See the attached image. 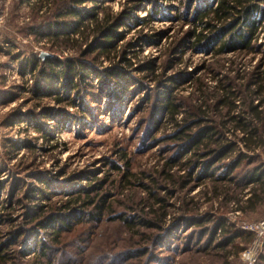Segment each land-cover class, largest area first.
<instances>
[{"label": "rangeland", "instance_id": "obj_1", "mask_svg": "<svg viewBox=\"0 0 264 264\" xmlns=\"http://www.w3.org/2000/svg\"><path fill=\"white\" fill-rule=\"evenodd\" d=\"M183 1L103 0L95 10L101 18L109 14L118 15L124 8L134 3L136 5L131 11L133 17L125 20V27L119 28V31L124 33V38L118 42L117 51L103 53L100 56L97 67L91 72V85L85 88L75 106L58 103L53 95L43 97L36 95L32 90L34 76L30 69L23 65V60L32 55L67 60L76 56L77 44L84 42L83 35L71 34L74 40L69 44L46 36H37L28 32L27 28L35 23L36 19L43 21L52 19L56 6L51 11L52 4L47 0L21 2L0 0V13L4 14V21L0 27V210L3 204L9 201L14 178H24L27 185L30 184L29 187L38 184L35 178L27 175V173L31 174L28 171L33 170L54 182L55 179L52 178L58 175L56 188L62 190V186L67 187L63 197L80 189L82 185L80 182L94 183L95 180L90 178L104 179L103 181L107 182L104 187L112 194L110 199L112 206L105 211V216L99 221L84 219L75 223L77 219L72 216L70 219L73 222L72 229L63 230L57 238L55 233H52L53 226L37 229V232L23 241L20 246L26 264L33 262L36 255L34 249L40 250L41 246H35L38 240H45L51 244L53 264H257L264 244V205L247 214L236 210L237 205L234 201L225 206L223 198H212V183L209 181L202 186L191 185L193 187L187 195L194 198L195 202L201 203L200 206L190 205L193 209L191 212L202 216L206 214L214 217L224 216L223 218L228 223L232 222L235 228L253 232L254 238L251 242L247 238H235L232 245H227L224 249L218 251L212 247L207 249L210 236L206 235L202 239L201 229L213 223L209 222L208 226L204 227L190 226L189 215L178 209L184 196V191L179 189L168 188V194L165 188L159 189V194L165 198L169 193L171 194L168 197V204L171 207H168L169 214L165 219L163 230L141 227L139 234H132L126 230L119 218L140 215L141 211L137 203L141 195L145 194V191H141L143 189L140 184L142 180L148 182L149 174L162 163L164 155L160 148L164 147L165 143H160V139L166 129L169 133L174 128L173 123H167L166 118L162 120L167 123L166 128L158 131L151 130L152 125L144 122V115L149 108L147 105L142 109L144 104L142 97L144 92L152 91L157 82L153 75H147L148 73L141 70L142 63L153 60L159 71L163 69L168 57V49L174 47L173 53L176 57L182 52L183 58L187 61V64L181 63L177 68L184 69L187 66L188 71H191L195 77L199 76L201 83L207 84V89L213 93L216 92L219 82L221 83V80L227 76L235 77L239 84H245L248 78L242 76L250 73L248 71L254 70L256 66H259V71L264 75V14H258L259 26L253 41L261 45L260 50L228 52L216 56L206 49L194 52L181 43L171 44L175 39L180 38L183 30L190 27L175 17L176 10L181 7ZM101 4L103 7H100ZM81 5L89 8L94 3L86 1ZM106 6L107 8H104ZM86 21L93 23L88 19ZM160 32H163L161 38L158 36ZM87 33L88 31L85 34ZM128 41L132 45H127L125 54L132 65L129 66L124 62L121 64L133 93L117 87L115 92L123 93L118 101L111 103V96L108 94L114 81L108 78L109 83L101 90V79L98 78V74L104 72L106 68L117 66L116 62L120 63L121 49ZM15 53H21V58L13 57ZM173 73H175L173 70L167 72L168 76ZM194 83L200 85L190 80L183 81L175 87L174 92L178 101H186L189 98H193L195 103L201 101L202 94L199 90L195 91ZM62 92L65 93L66 90L62 88ZM212 100L213 97L210 98V101ZM258 100L256 98L255 103H258ZM236 102L240 104L239 101ZM80 103H87L93 112L82 114ZM46 107L52 108L49 116L45 115ZM60 110L65 112L60 113ZM235 112L237 110L232 113ZM177 118L180 119L181 115ZM40 124L44 129H50L49 136L44 137L37 130L35 125ZM237 133L240 134L239 130ZM227 135L232 141L238 142V148L246 151L237 139L238 135L235 136L231 132ZM149 138L155 140L146 145ZM28 144L35 145L36 149L31 150ZM238 148L229 158L236 155ZM121 149L126 150L128 157L132 159L130 168L131 172L136 174L134 178L127 179L125 175L124 155L123 152L119 153ZM258 153L260 162L264 163L263 150L260 149ZM229 158L223 161L228 162ZM115 164L121 166L122 170L114 169ZM222 170L223 168L218 170L216 176L220 175ZM60 197L54 196L51 200H47L40 196L41 199L37 198L36 201L31 198L23 202L26 203L25 207H30L33 204L59 203ZM16 214V224H19L24 219V211H17ZM169 227L171 233H168L167 237L164 238L165 235L163 238L159 237L154 243H150L147 239L151 232L156 237L164 234L165 229ZM138 228L137 226L135 230ZM221 234L216 235L215 243H224L226 236L230 235L220 236ZM132 235L133 238L145 237L148 240L141 246L145 251L141 258H127L125 255L126 252H130L129 247L126 246ZM3 240H5L4 235L0 237V241ZM242 253H247L250 258L243 259Z\"/></svg>", "mask_w": 264, "mask_h": 264}, {"label": "trees", "instance_id": "obj_2", "mask_svg": "<svg viewBox=\"0 0 264 264\" xmlns=\"http://www.w3.org/2000/svg\"><path fill=\"white\" fill-rule=\"evenodd\" d=\"M47 1L52 4L51 11L55 6L57 7L54 9L53 18L46 21L36 19L27 31L37 36L62 41L65 44L73 42L71 34L79 33L83 35L84 42L77 44L76 56L67 60L32 55L23 60V65L25 64L34 76L32 90L36 95L40 97L53 95L58 103L77 106L79 97L85 88L91 85V72L97 67L100 56L103 53L117 51L118 42L124 38V33L119 31V28L125 27V20L133 17L131 11L136 4L124 8L118 15L109 14L101 18L95 10L99 8L103 0ZM86 1H91L94 5L89 8L82 6L81 4ZM100 7H103L102 4ZM176 11L175 17L190 27L183 30L180 38L175 39L171 44L181 43L182 46L190 47L194 52L206 49L216 56L228 52L261 49L259 48L261 45L253 41L259 26L258 14H264V0H184ZM87 19L93 23H88ZM86 31H88L87 34H85ZM162 33L158 34L160 38ZM127 45L132 44L129 41L124 43L120 63L116 62L117 66L106 68L104 72L98 74V78L101 79V90L109 83L108 78L114 81L108 94L111 96V103L118 101L123 93L122 91L115 92L117 87L133 93L128 84V76L124 74L121 64L124 62L129 66L132 65L125 54L128 49ZM174 51V47L168 49V57L163 64V69L159 71L153 60L140 65L141 70L148 73L147 75H153L157 82L156 87L150 92H144L142 97L144 102L142 109L147 105L149 108L144 115V122L151 124V130L155 131L165 129L167 123H173L174 128L169 133L166 129L164 136L160 139V143H165L164 147L160 148L164 155L162 163L149 174L148 182L142 180L140 184L143 189L141 191H145L137 203L141 211L140 215L127 218L120 216L119 218L126 230L132 234H139L141 227L149 230H163L165 219L169 214L168 207H171L168 204V197L171 194L169 193L165 198L159 194V189L165 188L167 194L168 188L179 189L184 191V196L178 209L189 215L190 226L204 227L208 226L209 222L213 223L201 229L202 239L206 235L210 236L207 249L211 247L216 251L224 249L227 245H232L235 238H247L251 242L254 238L253 232L235 228L232 222L228 223L223 218L224 216L214 217L211 214L202 216L191 212L193 209L190 205L200 206L201 203L195 202L194 198L187 194L193 187L192 184L202 186L209 181L212 183V198H223L225 206L234 201L237 205L236 210L247 214L264 205V163L260 162L258 153L260 149L264 152V75L259 71V66H256L254 70L248 71L250 73L242 76L248 78L245 84H239L235 77L227 76L221 80V83L219 82L216 92L213 93L207 89V84L201 83L199 76L195 77L191 71H188L187 66L184 69L177 68L181 63L187 64V61L183 58L182 52L179 57H176ZM21 56V53L13 54L16 59H20ZM170 70L175 73L168 76L167 72ZM237 75L239 76V73ZM190 80L200 84L194 83L195 91L199 90L202 94L199 103H195L193 98L186 99V101L177 100L175 87L183 81ZM62 88L66 90L65 93L62 92ZM73 94L74 97H72ZM211 97H213L212 101H210ZM256 98L259 99L258 103H255ZM79 105L82 107L80 108L82 114L93 112L87 103ZM44 110L45 115L48 116L52 112L50 107ZM234 110L237 112L232 113ZM64 112L65 110H60V113ZM45 115L44 117H47ZM179 115H181L180 119L177 118ZM165 118L167 123L162 122ZM35 127L44 137L49 136L50 129L45 128V130L42 124L35 125ZM230 132L235 136L238 135L237 139L246 151L238 148V142L228 138L227 134ZM153 140L155 139L149 138L146 145L153 143ZM28 147L31 150L36 149L35 145L28 144ZM237 148L236 155L229 158ZM122 152L125 160V175L127 179L134 178L136 174L132 173L130 168L132 159L128 157L126 150L119 151L120 154ZM226 158L230 160L223 161ZM113 168L118 171L122 170V167L117 164ZM221 168H223L222 173L216 176V172ZM28 172L31 174L27 173V175L35 178L38 184L29 187L30 184L27 185L24 178H14L9 201L4 203L0 210V237L3 235L5 237V240L0 241V264H26L20 246L23 241L31 238L37 229H47L53 226L52 233H55L57 238L63 230L72 229L73 222L70 221L72 216L77 219L75 223L84 219L99 221L105 216V211L112 206L110 200L112 194L104 187L107 183L103 181L104 179L90 178L95 182H80L82 184L80 189L63 197L67 187L62 186V190L56 188L55 182L58 175L52 178L55 179L54 182L36 170ZM39 195L47 200H51L54 196L62 197L59 198V203L33 204L25 207L24 200L32 198L36 201L37 198L41 199ZM17 211H24V219L19 224H16ZM137 226L139 228L135 230ZM169 229L170 227L165 229L164 234L156 237L151 232L147 239L150 243H154L159 237L163 238L164 235V238L167 237L168 233H171ZM220 233H222L220 236L230 235L226 236L224 243H215L216 235ZM147 239L145 237L133 238L132 235L127 241L126 247H129L130 252L125 253L126 257L141 258L145 253L141 246L143 242L148 241ZM35 246L41 247L39 251L34 249L36 255L31 264H53L51 244L45 240H38ZM257 264H264V244Z\"/></svg>", "mask_w": 264, "mask_h": 264}, {"label": "built area", "instance_id": "obj_3", "mask_svg": "<svg viewBox=\"0 0 264 264\" xmlns=\"http://www.w3.org/2000/svg\"><path fill=\"white\" fill-rule=\"evenodd\" d=\"M4 21V14L0 13V27L2 26V22Z\"/></svg>", "mask_w": 264, "mask_h": 264}, {"label": "clouds", "instance_id": "obj_4", "mask_svg": "<svg viewBox=\"0 0 264 264\" xmlns=\"http://www.w3.org/2000/svg\"><path fill=\"white\" fill-rule=\"evenodd\" d=\"M242 258L248 260L250 257L248 256L247 253H242Z\"/></svg>", "mask_w": 264, "mask_h": 264}, {"label": "bare ground", "instance_id": "obj_5", "mask_svg": "<svg viewBox=\"0 0 264 264\" xmlns=\"http://www.w3.org/2000/svg\"><path fill=\"white\" fill-rule=\"evenodd\" d=\"M252 256V255H251Z\"/></svg>", "mask_w": 264, "mask_h": 264}]
</instances>
